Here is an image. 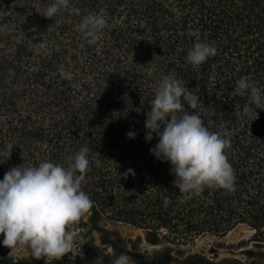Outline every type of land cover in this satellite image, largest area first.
Returning a JSON list of instances; mask_svg holds the SVG:
<instances>
[{
    "label": "trees",
    "instance_id": "1",
    "mask_svg": "<svg viewBox=\"0 0 264 264\" xmlns=\"http://www.w3.org/2000/svg\"><path fill=\"white\" fill-rule=\"evenodd\" d=\"M49 3L0 0V149L13 145L0 164V179L23 162L67 166L87 147L90 167L82 189L93 203L71 229L79 236L99 232L112 247L106 224L122 223L142 232L138 243L179 247L244 227L252 236L240 244L242 254L250 264L263 261L264 109L252 105V114H244L246 97L231 93L241 76L264 90V0H71L81 15L107 17L94 45L76 31L80 16L44 17ZM190 30L217 49L197 68L185 61L197 39ZM167 74L199 95L210 131L227 133L231 191L206 187L185 199L173 185L170 163L150 153L159 138L153 132L146 141V112ZM76 246L96 248L91 239ZM169 250L151 258L124 252L134 264H170ZM177 262L212 264L199 254ZM25 263L5 256L0 245V264Z\"/></svg>",
    "mask_w": 264,
    "mask_h": 264
},
{
    "label": "clouds",
    "instance_id": "2",
    "mask_svg": "<svg viewBox=\"0 0 264 264\" xmlns=\"http://www.w3.org/2000/svg\"><path fill=\"white\" fill-rule=\"evenodd\" d=\"M70 4L71 0H51L42 15L51 19L65 12L80 16L76 31L87 44H96L108 27L107 17L103 12L81 15L80 9ZM189 34L197 39L187 50L185 61L197 68L215 56L217 49L200 40L198 30H190ZM231 95L246 97L244 114H252V105L264 109V90L245 76L235 81ZM201 103L199 95L189 90L185 81L167 74L160 79L146 112L145 139L151 141L153 132L159 138L149 151L157 159L170 163L173 185L185 199L206 187L231 191L235 182L234 170L225 153L230 146L227 133L210 131L205 126ZM235 112L240 114L239 105ZM126 135L134 139L136 133L129 131ZM12 148V144H7L0 149V164L10 158ZM88 151L82 147L68 158L67 166L50 160L33 165L23 162L4 173L0 179V245L10 249L27 247L32 257L46 260H59L71 252L74 246L71 229L93 203L82 189L90 167ZM111 264H134V260L122 252Z\"/></svg>",
    "mask_w": 264,
    "mask_h": 264
},
{
    "label": "rangeland",
    "instance_id": "3",
    "mask_svg": "<svg viewBox=\"0 0 264 264\" xmlns=\"http://www.w3.org/2000/svg\"><path fill=\"white\" fill-rule=\"evenodd\" d=\"M106 229L110 232L107 238L113 243L112 247L109 244L105 245L102 243L101 236L103 235L99 232L87 233L83 236L73 232V249L59 260H46L44 257L34 258L27 247L10 249L3 246V254L13 258L16 262L25 261V264H111L113 258L124 252V250L130 251L133 255L141 253L151 258L154 254L170 248L169 253L174 258V261L170 264H179L177 261L180 262L184 256L191 254L203 255L209 258L212 264H250L251 262L242 254L245 247H240L241 243H247L252 236V232L244 227H238L224 237L207 235L196 238L179 247L164 242L156 246L148 245L144 241L138 243L137 238H143L142 232L122 223H107ZM103 237L106 238V236ZM0 239H2V234H0ZM84 239L93 240L96 248L87 251L79 249L76 243ZM251 247V245H248V248ZM251 249L257 256L259 251ZM214 255L217 257H214ZM77 257L82 259H76ZM257 264H264V260L257 261Z\"/></svg>",
    "mask_w": 264,
    "mask_h": 264
}]
</instances>
